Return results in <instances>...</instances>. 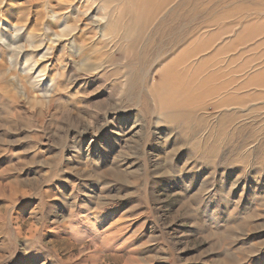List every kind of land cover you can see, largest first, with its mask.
Wrapping results in <instances>:
<instances>
[{
  "label": "rangeland",
  "instance_id": "obj_1",
  "mask_svg": "<svg viewBox=\"0 0 264 264\" xmlns=\"http://www.w3.org/2000/svg\"><path fill=\"white\" fill-rule=\"evenodd\" d=\"M158 2L0 0V264H264V0Z\"/></svg>",
  "mask_w": 264,
  "mask_h": 264
},
{
  "label": "bare ground",
  "instance_id": "obj_2",
  "mask_svg": "<svg viewBox=\"0 0 264 264\" xmlns=\"http://www.w3.org/2000/svg\"><path fill=\"white\" fill-rule=\"evenodd\" d=\"M111 2H117L120 6H118L115 11H117V18L115 20V28L111 32L110 36L113 39H117L118 41H125L130 45L129 39L137 33H147L150 25L153 23L156 14L163 10V3L158 2V0H110ZM162 1V0H159ZM171 1V0H169ZM210 46V42H206L204 44L199 45L193 51V55L195 56L198 53H202L208 49ZM163 50L159 52V55H162ZM208 54V53H207ZM190 55V54H189ZM181 56V55H180ZM161 57V56H160ZM176 60L168 67L166 73L160 74V81L156 87H167L168 83H171V79H169L168 75H170L174 69V67L179 64L181 61L180 57L175 58ZM176 64V65H175ZM171 69V70H169ZM169 70V71H168ZM211 93H216L215 90H211ZM210 93V92H209Z\"/></svg>",
  "mask_w": 264,
  "mask_h": 264
}]
</instances>
